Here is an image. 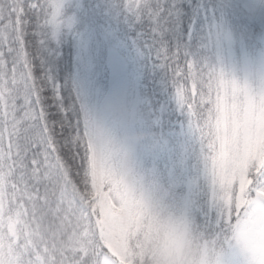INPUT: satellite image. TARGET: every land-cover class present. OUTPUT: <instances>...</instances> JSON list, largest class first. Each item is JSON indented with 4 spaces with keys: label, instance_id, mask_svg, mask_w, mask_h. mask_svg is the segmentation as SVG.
I'll use <instances>...</instances> for the list:
<instances>
[{
    "label": "snow or ice",
    "instance_id": "obj_1",
    "mask_svg": "<svg viewBox=\"0 0 264 264\" xmlns=\"http://www.w3.org/2000/svg\"><path fill=\"white\" fill-rule=\"evenodd\" d=\"M60 7L0 0V264H121L137 198L111 153L79 132L45 69ZM117 7L149 25L138 42L199 134L215 208L204 225L243 250L264 247V77L252 89L169 46L165 17L175 6L166 0Z\"/></svg>",
    "mask_w": 264,
    "mask_h": 264
},
{
    "label": "rangeland",
    "instance_id": "obj_2",
    "mask_svg": "<svg viewBox=\"0 0 264 264\" xmlns=\"http://www.w3.org/2000/svg\"><path fill=\"white\" fill-rule=\"evenodd\" d=\"M81 1L61 0L55 28H47L53 43L58 44L61 36L70 31ZM231 2L240 8L242 17L236 16V23L225 13L214 18L206 28L208 54L196 55L192 60L207 63L226 78L257 89L264 77V0ZM68 6L73 8L71 14H65ZM74 61L73 84L84 132L111 153L133 185L137 198L126 224L125 251L129 255L121 264H145L144 246L139 243L141 233L148 237L163 226L174 231L177 217L188 230L189 204L201 195L207 205L206 216L215 214L199 134L189 123L180 124L178 155L173 158L167 150L162 159H145L136 139L140 58L134 43L86 24L76 40ZM173 100L177 104L176 96ZM117 103L131 108V123L114 118L112 108ZM212 239H219L217 232ZM233 245L223 257V264H250L247 253L235 240Z\"/></svg>",
    "mask_w": 264,
    "mask_h": 264
},
{
    "label": "trees",
    "instance_id": "obj_3",
    "mask_svg": "<svg viewBox=\"0 0 264 264\" xmlns=\"http://www.w3.org/2000/svg\"><path fill=\"white\" fill-rule=\"evenodd\" d=\"M170 15L165 17L166 43L173 48L183 49L192 57L208 54L206 28L220 13L236 23V16L242 17L240 8L231 0H166ZM73 12L68 6L65 14ZM75 22L68 33L61 36L55 44L49 37L44 42V64L49 78L58 86L63 100L73 110V119L81 134L84 133L81 110L78 105L76 89L73 84L75 74V45L77 37L86 24L119 37L131 40L140 58V78L138 83L139 106L137 108L138 137L145 159L161 158L165 151L172 157L178 155L180 124L189 123L187 113L174 102L175 90L169 76L157 68L144 55L138 42L139 37L149 30L145 23H133L122 11L118 10L117 0H82L81 8L74 13ZM48 32V29H47ZM165 145V146H164ZM175 162V161H174ZM172 162L173 167L176 164ZM190 222L188 230L194 235L213 238L216 231L204 225L206 203L202 195L193 198L189 204ZM199 227V228H198ZM219 235V234H218ZM223 257L228 248H233V240L219 235Z\"/></svg>",
    "mask_w": 264,
    "mask_h": 264
},
{
    "label": "clouds",
    "instance_id": "obj_4",
    "mask_svg": "<svg viewBox=\"0 0 264 264\" xmlns=\"http://www.w3.org/2000/svg\"><path fill=\"white\" fill-rule=\"evenodd\" d=\"M112 112L119 122L131 123L134 119L131 108L125 107L123 103L115 104ZM177 221L174 231L168 226H163L148 237L143 233L140 234L139 243L144 246L145 264H223L221 242L210 237L194 235L181 226L178 217ZM245 222L242 216L241 223ZM244 251L248 255L250 264L264 256V247H261L258 241L254 251Z\"/></svg>",
    "mask_w": 264,
    "mask_h": 264
}]
</instances>
